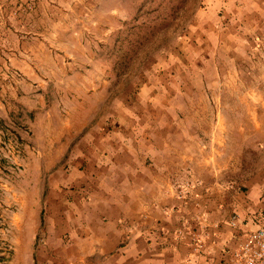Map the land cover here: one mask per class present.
Returning <instances> with one entry per match:
<instances>
[{"label": "crops", "instance_id": "crops-1", "mask_svg": "<svg viewBox=\"0 0 264 264\" xmlns=\"http://www.w3.org/2000/svg\"><path fill=\"white\" fill-rule=\"evenodd\" d=\"M134 2L0 0V264H228L264 224V0H214L120 91Z\"/></svg>", "mask_w": 264, "mask_h": 264}, {"label": "rangeland", "instance_id": "rangeland-1", "mask_svg": "<svg viewBox=\"0 0 264 264\" xmlns=\"http://www.w3.org/2000/svg\"><path fill=\"white\" fill-rule=\"evenodd\" d=\"M212 2L135 0L131 16L114 36L109 52L110 63L117 69L109 73L110 79L117 78L120 91L139 88L154 75L151 69L157 65L178 66L184 62L188 49L198 47L199 31L206 30H201L197 15L203 10L212 12ZM254 44L256 54L250 57L251 62L243 63L246 69L248 64H264V40H255Z\"/></svg>", "mask_w": 264, "mask_h": 264}, {"label": "built area", "instance_id": "built-area-1", "mask_svg": "<svg viewBox=\"0 0 264 264\" xmlns=\"http://www.w3.org/2000/svg\"><path fill=\"white\" fill-rule=\"evenodd\" d=\"M232 227L237 226V216L233 215L230 220ZM198 249L203 247V242L193 238ZM228 264H264V224L259 228L247 232L236 245L228 249Z\"/></svg>", "mask_w": 264, "mask_h": 264}]
</instances>
